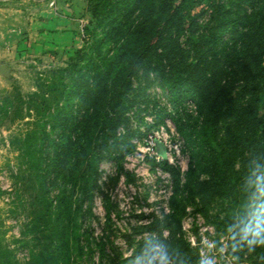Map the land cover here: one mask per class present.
Instances as JSON below:
<instances>
[{
	"label": "rangeland",
	"instance_id": "374dc122",
	"mask_svg": "<svg viewBox=\"0 0 264 264\" xmlns=\"http://www.w3.org/2000/svg\"><path fill=\"white\" fill-rule=\"evenodd\" d=\"M91 7V0H0V264H175L153 242L170 240L177 227L167 224L179 206L182 240L198 264H250L222 224L235 215L227 197L216 195L203 215L199 198L187 189L191 160L171 118L198 129L199 105L177 103L154 60L132 77L122 112L99 134L105 151L94 186H73L92 111L77 96L69 116L57 117L65 92L78 70L83 79L77 85H92L89 63L111 56L138 23L133 6L117 4L101 24ZM260 12V0H196L178 40L173 29L163 36L165 72L177 68L192 81L210 78L233 101L249 106L255 58L239 40ZM213 14L235 20L214 47L208 43ZM226 129L219 123L220 141ZM31 134L39 167L24 151ZM248 160L253 164L254 156L245 152L234 170L246 169ZM209 178L203 173L196 182Z\"/></svg>",
	"mask_w": 264,
	"mask_h": 264
},
{
	"label": "trees",
	"instance_id": "16d2710c",
	"mask_svg": "<svg viewBox=\"0 0 264 264\" xmlns=\"http://www.w3.org/2000/svg\"><path fill=\"white\" fill-rule=\"evenodd\" d=\"M195 1L91 0V13L98 24L110 18L113 8L119 3L137 8L138 23L128 30L123 42L111 56L89 63L92 85L84 80L77 85L82 78L78 70L80 76L73 80L68 92L62 89V94L67 93V102L57 117L65 120L69 116L77 96L85 100L92 111L91 129L82 144V161L74 174L73 186L81 182L87 184L88 190L94 186L97 162L105 151V144L99 134L111 129L112 117L122 112L124 96L132 77L146 61L154 60L161 68L162 86L175 101L184 104L194 100L199 105L201 122L198 129L188 130L177 119L171 118L191 160L186 173L187 189L191 195L199 198L203 215L207 214L211 199L216 195L226 196L227 207L235 212L233 217H227L222 223L231 229L230 244L235 245L240 256L248 257L250 264H264V246L253 245V251H249L248 239L251 237L246 238V229L255 223L254 217L264 210V0H260L261 12L256 17L254 28L239 40V45H244L255 58L254 79L248 88L255 98L249 106L233 101L225 89L214 84L210 78L192 81L177 68L165 72L163 61L167 57L164 58L162 53L163 36L173 29L178 40L183 33L181 26L185 14ZM234 23V19L227 20L226 17L213 14L209 45L214 47L225 34L232 32ZM193 43L198 45L197 40H193ZM175 46L178 51L179 46ZM228 118L233 119V124ZM219 123L227 125L223 141L219 140ZM245 133L250 135L247 142L244 140ZM24 151L39 167V146L34 135L26 136ZM245 152L254 156V162L252 164L248 160L247 168L236 172L234 162L243 157ZM203 173L210 175L209 180L196 182ZM175 209L170 218L173 222L167 227L176 225V231L171 232L170 240L158 237L153 244L158 245L175 264H198V257L191 254L188 245L182 240L179 218L183 208L179 206Z\"/></svg>",
	"mask_w": 264,
	"mask_h": 264
},
{
	"label": "clouds",
	"instance_id": "9594fccd",
	"mask_svg": "<svg viewBox=\"0 0 264 264\" xmlns=\"http://www.w3.org/2000/svg\"><path fill=\"white\" fill-rule=\"evenodd\" d=\"M262 217H264V210H261V212L254 217L255 223L246 229V238L251 237L248 239L249 251H253V245L264 246V219H261ZM201 264H211V262L202 260Z\"/></svg>",
	"mask_w": 264,
	"mask_h": 264
}]
</instances>
